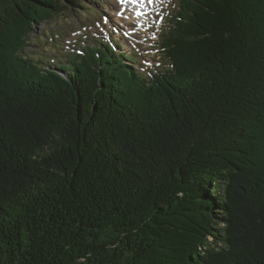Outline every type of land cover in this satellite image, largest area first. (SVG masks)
I'll return each mask as SVG.
<instances>
[{
    "label": "trees",
    "instance_id": "trees-1",
    "mask_svg": "<svg viewBox=\"0 0 264 264\" xmlns=\"http://www.w3.org/2000/svg\"><path fill=\"white\" fill-rule=\"evenodd\" d=\"M84 1L0 0V264H264V0H176L144 72L26 50Z\"/></svg>",
    "mask_w": 264,
    "mask_h": 264
},
{
    "label": "rangeland",
    "instance_id": "rangeland-1",
    "mask_svg": "<svg viewBox=\"0 0 264 264\" xmlns=\"http://www.w3.org/2000/svg\"><path fill=\"white\" fill-rule=\"evenodd\" d=\"M83 3L87 4L86 1ZM89 4L93 5V2ZM94 4L96 7L93 12H98L96 15L92 14L90 9L74 3L68 10L60 11L58 17L37 24L31 33L34 39L30 42L36 46H28L26 50H31L32 56L37 58H55L58 61L65 59L62 56L63 51L70 54L75 49L82 50L89 41L120 39L119 41L124 43V50L133 52V48L138 49L139 53H134L133 56L138 58L143 72L163 66L159 38L162 30L168 28L169 23L166 24L165 16H171L175 12V0H154L152 3H146L141 11L147 14L137 16L132 12L131 17L125 14L126 7L119 0H98ZM82 12H85L86 16ZM121 12L123 15H120ZM139 18L141 20H137ZM46 32H49V37ZM50 34L61 35L64 49Z\"/></svg>",
    "mask_w": 264,
    "mask_h": 264
},
{
    "label": "snow or ice",
    "instance_id": "snow-or-ice-1",
    "mask_svg": "<svg viewBox=\"0 0 264 264\" xmlns=\"http://www.w3.org/2000/svg\"><path fill=\"white\" fill-rule=\"evenodd\" d=\"M154 0H120V3L122 5H127L129 3L133 5H139L140 8H143L146 3H152ZM137 16H143L144 13L140 11L139 9L136 10ZM120 15H123V12L120 13Z\"/></svg>",
    "mask_w": 264,
    "mask_h": 264
},
{
    "label": "bare ground",
    "instance_id": "bare-ground-1",
    "mask_svg": "<svg viewBox=\"0 0 264 264\" xmlns=\"http://www.w3.org/2000/svg\"><path fill=\"white\" fill-rule=\"evenodd\" d=\"M139 9L140 11L143 10L139 7V5H133V4H130V5H126V15H128L129 17L130 16V13L134 12L136 14V10ZM144 13V12H143ZM144 14H147V13H144ZM133 18V17H132ZM137 20H141V18L137 19ZM143 20H144V17H143ZM142 24V23H141ZM141 24H138V25H141ZM141 30V29H139ZM93 37V36H92ZM118 38V37H117ZM115 39V38H114ZM120 40V39H119ZM86 44V43H85ZM118 45V44H117ZM90 47V46H89ZM89 49V48H88ZM131 52V51H130ZM134 52H131V55H133ZM111 212V211H110Z\"/></svg>",
    "mask_w": 264,
    "mask_h": 264
},
{
    "label": "clouds",
    "instance_id": "clouds-1",
    "mask_svg": "<svg viewBox=\"0 0 264 264\" xmlns=\"http://www.w3.org/2000/svg\"><path fill=\"white\" fill-rule=\"evenodd\" d=\"M160 39V38H159Z\"/></svg>",
    "mask_w": 264,
    "mask_h": 264
}]
</instances>
